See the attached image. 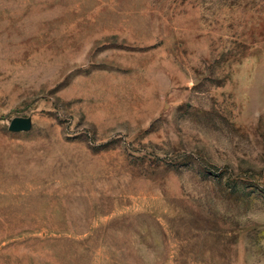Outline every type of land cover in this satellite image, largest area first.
I'll return each instance as SVG.
<instances>
[{"label":"rangeland","instance_id":"374dc122","mask_svg":"<svg viewBox=\"0 0 264 264\" xmlns=\"http://www.w3.org/2000/svg\"><path fill=\"white\" fill-rule=\"evenodd\" d=\"M0 264H264V0H0Z\"/></svg>","mask_w":264,"mask_h":264},{"label":"water","instance_id":"95a60500","mask_svg":"<svg viewBox=\"0 0 264 264\" xmlns=\"http://www.w3.org/2000/svg\"><path fill=\"white\" fill-rule=\"evenodd\" d=\"M23 126V122L20 119H16L12 122L13 128H20Z\"/></svg>","mask_w":264,"mask_h":264}]
</instances>
